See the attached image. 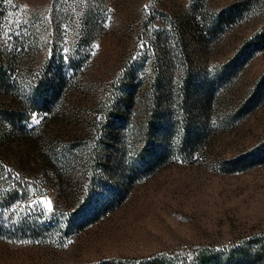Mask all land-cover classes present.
Instances as JSON below:
<instances>
[{
	"label": "rangeland",
	"instance_id": "374dc122",
	"mask_svg": "<svg viewBox=\"0 0 264 264\" xmlns=\"http://www.w3.org/2000/svg\"><path fill=\"white\" fill-rule=\"evenodd\" d=\"M0 76V264L264 249V0H0Z\"/></svg>",
	"mask_w": 264,
	"mask_h": 264
},
{
	"label": "trees",
	"instance_id": "16d2710c",
	"mask_svg": "<svg viewBox=\"0 0 264 264\" xmlns=\"http://www.w3.org/2000/svg\"><path fill=\"white\" fill-rule=\"evenodd\" d=\"M1 78V76H0ZM89 205V200L86 202ZM96 206H89L87 209H94ZM96 209V208H95ZM261 252H264V249L257 250L256 253L249 255L248 250L245 248H239V252L234 254L228 253L223 258H219L217 255L201 253V255L197 258L196 264H255L257 260L262 259L263 255ZM129 260L127 261H115L113 264H129ZM140 264H163L160 260H147L142 261Z\"/></svg>",
	"mask_w": 264,
	"mask_h": 264
},
{
	"label": "snow or ice",
	"instance_id": "6c2138e0",
	"mask_svg": "<svg viewBox=\"0 0 264 264\" xmlns=\"http://www.w3.org/2000/svg\"><path fill=\"white\" fill-rule=\"evenodd\" d=\"M44 206L47 208L49 212L52 211L51 201H45Z\"/></svg>",
	"mask_w": 264,
	"mask_h": 264
}]
</instances>
